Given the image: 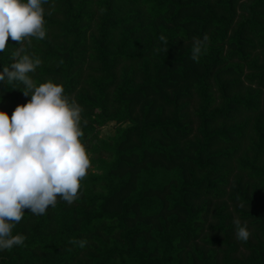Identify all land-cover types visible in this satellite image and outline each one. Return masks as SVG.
<instances>
[{"label":"trees","instance_id":"trees-1","mask_svg":"<svg viewBox=\"0 0 264 264\" xmlns=\"http://www.w3.org/2000/svg\"><path fill=\"white\" fill-rule=\"evenodd\" d=\"M44 8L45 39L25 42L42 60L29 75L63 85L83 109L92 167L71 205L25 212L13 235L26 239L0 264H264V0ZM16 47L0 52V71ZM16 86L0 82L9 116L31 98Z\"/></svg>","mask_w":264,"mask_h":264},{"label":"clouds","instance_id":"clouds-1","mask_svg":"<svg viewBox=\"0 0 264 264\" xmlns=\"http://www.w3.org/2000/svg\"><path fill=\"white\" fill-rule=\"evenodd\" d=\"M45 4L49 0H0V52L7 49L9 40L19 44L10 57L12 63L0 71V82L12 88L22 84L23 95L31 97L17 105L11 116L0 111V251L24 243L26 237L13 235V229L26 211L40 216L55 207L58 199L69 205L76 201L92 167L82 140L83 109L64 95L63 85L51 79L37 84L29 75L42 60L28 53L25 42L45 39ZM160 40L167 44L164 36ZM208 40L207 35L194 39V61L206 51ZM233 223L236 238L247 242V226L239 220ZM72 243L86 245L84 240Z\"/></svg>","mask_w":264,"mask_h":264},{"label":"rangeland","instance_id":"rangeland-1","mask_svg":"<svg viewBox=\"0 0 264 264\" xmlns=\"http://www.w3.org/2000/svg\"><path fill=\"white\" fill-rule=\"evenodd\" d=\"M115 130H116V124L114 122H110L101 129V136L102 137H108V136L114 134ZM235 220L241 221L239 219V217H237V216H235Z\"/></svg>","mask_w":264,"mask_h":264}]
</instances>
